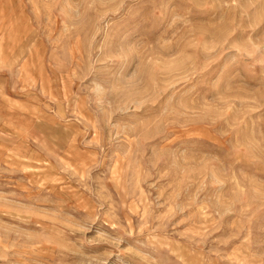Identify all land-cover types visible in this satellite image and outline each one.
<instances>
[{"label":"rangeland","instance_id":"1","mask_svg":"<svg viewBox=\"0 0 264 264\" xmlns=\"http://www.w3.org/2000/svg\"><path fill=\"white\" fill-rule=\"evenodd\" d=\"M0 264H264V0H0Z\"/></svg>","mask_w":264,"mask_h":264}]
</instances>
